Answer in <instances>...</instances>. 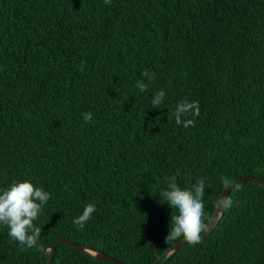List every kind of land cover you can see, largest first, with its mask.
Here are the masks:
<instances>
[{
  "label": "trees",
  "instance_id": "1",
  "mask_svg": "<svg viewBox=\"0 0 264 264\" xmlns=\"http://www.w3.org/2000/svg\"><path fill=\"white\" fill-rule=\"evenodd\" d=\"M184 100L199 115L177 124ZM172 175L204 178L210 218L221 176L264 180V0H0V189L30 179L51 194L41 250L0 225V264H44L60 237L153 264L175 243L160 197ZM235 184L211 233L158 264H264V186ZM50 264L115 263L60 244Z\"/></svg>",
  "mask_w": 264,
  "mask_h": 264
},
{
  "label": "clouds",
  "instance_id": "2",
  "mask_svg": "<svg viewBox=\"0 0 264 264\" xmlns=\"http://www.w3.org/2000/svg\"><path fill=\"white\" fill-rule=\"evenodd\" d=\"M103 2L111 4V0H103ZM141 75L148 76L149 72L145 70ZM138 87L141 92H144L148 86L138 83ZM164 94L162 89L156 92L151 101L152 105L159 106ZM199 111L198 101L184 100L177 105L173 115L176 123L181 124L182 115L198 116ZM83 118L85 122L91 121L92 113H84ZM183 126H194V120L185 119ZM220 180L222 187L228 192L240 188L229 177L221 176ZM205 186L203 177L197 178L194 185L190 183L186 187L180 186L175 175L166 179L165 187L160 191V197L163 201H167L171 210H176L175 214L170 213V227L165 237L166 243L176 242L181 237L189 245L201 242V234L208 230L211 222L210 217L205 215L203 200ZM50 196L51 194L47 190L37 186L30 179L13 180L7 187L0 189V225L8 228V236L20 245L21 251L31 248H35L37 251L41 250L42 246L39 244V240L42 227L34 222L38 220ZM233 204L231 195H223L216 200L217 209L221 212L230 209ZM95 210V204H86L82 212L73 218V224L78 229H82L91 219Z\"/></svg>",
  "mask_w": 264,
  "mask_h": 264
},
{
  "label": "water",
  "instance_id": "3",
  "mask_svg": "<svg viewBox=\"0 0 264 264\" xmlns=\"http://www.w3.org/2000/svg\"><path fill=\"white\" fill-rule=\"evenodd\" d=\"M246 180H248V181L259 182L262 186H264V180H262V179L259 178V177H254V176H249V175L238 178V179L234 182V184H235L236 182H241V181H246ZM228 193H229V192H228L227 190L223 189V191L221 192V194H220L219 197H221V196H223V195L226 196V195H228ZM218 214L220 215V214H221V211H219V210L217 209V206H216L215 209H214V211L212 212V215H211V218H210L211 222H210V224H209V228H208V230H207L205 233H202V234H201V238H203V237H205L206 235H209V234L211 233V231L213 230V228H214V226H215V224H216V222H217V215H218ZM185 243H186V242H184L183 239L180 240V241L175 242L174 245H173L171 248H169L166 252H164L162 255L157 256V258H156V260L153 262V264H158L159 261L161 260V258H162L164 255L170 253L171 250H174V249L178 248L179 246H181V245H183V244H185ZM60 244H65V245H68V246H71V247H75V248H77V249H79V250H82V251H84V252L89 253V254L92 255L93 257H96V258H98V259H100V260L109 261V262H111V263H115V264H126L125 262H122V261H120V260H118V259H116V258H113V257H110V256H106V255L102 254L101 252L95 250L94 248H91V247H88V246H81V245H78V244H76V243H74V242H72V241H70V240H67V239H65V238H63V237H60V238L57 240L56 243H54L52 246H50V247L47 249V250H49L50 254H49V258H48L47 262H45L44 264H50V263H51V259H52L53 253H54V249L56 248V246H58V245H60ZM92 252L96 253V255H94ZM42 255H44V252H43Z\"/></svg>",
  "mask_w": 264,
  "mask_h": 264
},
{
  "label": "bare ground",
  "instance_id": "4",
  "mask_svg": "<svg viewBox=\"0 0 264 264\" xmlns=\"http://www.w3.org/2000/svg\"><path fill=\"white\" fill-rule=\"evenodd\" d=\"M94 255H96V253L92 252Z\"/></svg>",
  "mask_w": 264,
  "mask_h": 264
}]
</instances>
